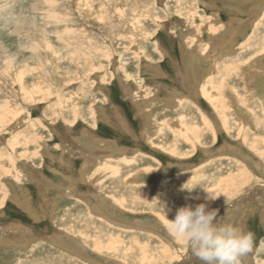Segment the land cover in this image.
Wrapping results in <instances>:
<instances>
[{
    "label": "rangeland",
    "instance_id": "rangeland-1",
    "mask_svg": "<svg viewBox=\"0 0 264 264\" xmlns=\"http://www.w3.org/2000/svg\"><path fill=\"white\" fill-rule=\"evenodd\" d=\"M6 108L0 264H200L201 187L264 264V0H0Z\"/></svg>",
    "mask_w": 264,
    "mask_h": 264
},
{
    "label": "clouds",
    "instance_id": "clouds-1",
    "mask_svg": "<svg viewBox=\"0 0 264 264\" xmlns=\"http://www.w3.org/2000/svg\"><path fill=\"white\" fill-rule=\"evenodd\" d=\"M201 188L206 193L205 203L179 207L165 229L173 239L185 241L200 264H241L242 258L253 252L254 234L224 218L218 219V210L208 205L219 196L208 187ZM180 190L193 189L183 185Z\"/></svg>",
    "mask_w": 264,
    "mask_h": 264
},
{
    "label": "bare ground",
    "instance_id": "bare-ground-1",
    "mask_svg": "<svg viewBox=\"0 0 264 264\" xmlns=\"http://www.w3.org/2000/svg\"><path fill=\"white\" fill-rule=\"evenodd\" d=\"M20 1V0H19ZM13 3V2H12ZM8 7V6H7ZM210 30L212 31L213 29H212V27H210ZM38 31V30H37ZM31 33V32H30ZM27 34V33H26ZM69 46V45H68ZM50 47V46H49ZM52 47V46H51ZM53 48V47H52ZM57 54V53H56ZM24 87L25 86H23V89H24ZM36 86H34V88H32L31 90H32V92H34L35 93V90H36ZM25 91H27L26 89H24ZM29 93V92H28ZM6 107V106H5ZM9 109L8 108H6V109H2L0 112V127H6L7 128V126H10V125H16L17 124V121H18V118H19V116H16V115H13L14 117H15V120H14V118H13V116L11 115V113H9V111H8ZM13 113V112H12ZM12 119V121L10 122V121H8V120H11ZM255 122H257V120H254V123ZM208 124H209V122H208ZM184 128H185V136L188 134L189 136H192V137H198V133H196L195 132V135L193 136V135H190V132L187 130V128H186V126H183ZM176 128V127H175ZM182 130V129H181ZM179 135V134H178ZM183 135V134H182ZM181 135V136H182ZM185 140H189L188 138H186L185 137ZM252 149H255L254 147H252ZM254 151V150H253ZM256 151V150H255ZM224 184V183H223ZM232 184H234L233 182H232ZM225 185V184H224ZM223 186V185H222ZM229 186V185H228ZM232 186H234V185H232ZM231 186V187H232ZM230 187V186H229ZM215 190V189H214ZM232 191V190H231ZM226 193V192H225ZM227 194H228V192H227ZM223 197V196H222ZM221 197V198H222ZM215 202H216V200H215ZM193 203V202H192ZM214 204V203H213ZM237 208V207H236ZM234 209V208H233ZM232 209V210H233ZM231 210V211H232ZM223 218L225 219V215L223 214Z\"/></svg>",
    "mask_w": 264,
    "mask_h": 264
}]
</instances>
